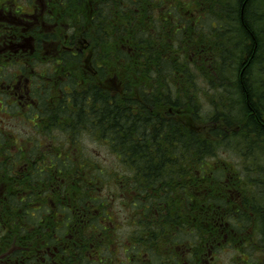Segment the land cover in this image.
<instances>
[{
  "label": "trees",
  "instance_id": "obj_1",
  "mask_svg": "<svg viewBox=\"0 0 264 264\" xmlns=\"http://www.w3.org/2000/svg\"><path fill=\"white\" fill-rule=\"evenodd\" d=\"M18 1L36 40L0 41V116L36 137L0 126V264H223L250 218L228 190L264 213V0H42L40 38Z\"/></svg>",
  "mask_w": 264,
  "mask_h": 264
},
{
  "label": "rangeland",
  "instance_id": "obj_2",
  "mask_svg": "<svg viewBox=\"0 0 264 264\" xmlns=\"http://www.w3.org/2000/svg\"><path fill=\"white\" fill-rule=\"evenodd\" d=\"M254 8H256L255 4L252 9ZM0 126H5L6 128L11 129L16 135H19L23 138H29L30 136L36 137V130L33 127V123L27 120H23L21 118L11 119L9 117H5L3 119L0 116ZM241 127L242 126L240 125L238 131ZM42 142L45 148L51 146V143L49 144L48 140L44 138H42ZM64 142L66 141H63V143ZM83 142V146L86 150H91V152L97 155L96 157L99 160H106V166H113L114 158L108 155L106 151L108 150L107 147H105L104 145L97 144L89 138H85ZM44 147H42V150H44ZM99 153L100 155H98ZM220 156L221 158H226V160L232 162L235 165L237 173L243 174L244 178L248 177L250 182L256 180L258 176L257 167H255L251 162L248 163L238 153L227 154L222 152L220 153ZM252 157V154H249V161H251ZM249 188L250 191H247L246 194L237 193V190H228L230 192V198H233V204H235L236 209L240 208L244 213L250 216V218L248 222L245 220L241 221V223L235 221L230 226L228 232L223 231V235H225L224 237L226 239L222 240L221 243H218L215 246L213 252H211L210 254L215 255L218 261L222 260L223 264H264V213L260 210L257 211L250 208L251 205L248 203V201H246V195L249 194L252 197L253 195H256L257 187ZM220 192L222 195L228 194L227 190H225L223 187ZM224 200L227 202V204L223 207H217L220 208V210L223 212L230 209V206L228 205V200L225 198ZM261 201V206L263 208L264 200H259V202Z\"/></svg>",
  "mask_w": 264,
  "mask_h": 264
},
{
  "label": "flooded vegetation",
  "instance_id": "obj_3",
  "mask_svg": "<svg viewBox=\"0 0 264 264\" xmlns=\"http://www.w3.org/2000/svg\"><path fill=\"white\" fill-rule=\"evenodd\" d=\"M35 2L34 26L36 37L40 38L43 31V4L42 0H35ZM24 3L20 1L12 4L9 3L7 7V4L0 3V41L1 43L5 40V43L11 42L12 46L18 51L25 50L26 42H34L36 40L34 36L28 34V27L32 24L28 23V21H31L32 14L26 13V5ZM37 52L40 58L44 55L38 47L35 49V53ZM20 55H23V52H20ZM20 55L19 57H21ZM51 56L53 54H50ZM212 261H214V258H212Z\"/></svg>",
  "mask_w": 264,
  "mask_h": 264
}]
</instances>
